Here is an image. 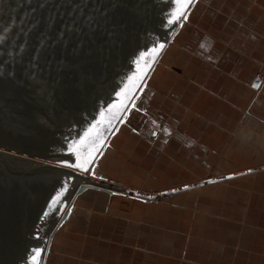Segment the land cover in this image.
I'll return each mask as SVG.
<instances>
[{
	"label": "water",
	"instance_id": "water-1",
	"mask_svg": "<svg viewBox=\"0 0 264 264\" xmlns=\"http://www.w3.org/2000/svg\"><path fill=\"white\" fill-rule=\"evenodd\" d=\"M174 11L176 0H0V264H33L34 249L45 264L88 189L148 201L226 178L151 194L98 172L187 21L169 26ZM88 154L91 174L67 166Z\"/></svg>",
	"mask_w": 264,
	"mask_h": 264
},
{
	"label": "crops",
	"instance_id": "crops-1",
	"mask_svg": "<svg viewBox=\"0 0 264 264\" xmlns=\"http://www.w3.org/2000/svg\"><path fill=\"white\" fill-rule=\"evenodd\" d=\"M210 6L211 29L207 30V20L202 16L200 28L209 36H217V24L223 22L225 26L227 4ZM256 38L259 55L264 56V36ZM238 40L233 45L237 50L241 44ZM210 42L209 52L203 46L194 49V56L200 59V66L193 71L197 76L194 84L206 87L207 83L198 79L203 80L209 74L211 89H205L206 96L202 98L209 107L202 112L200 123L202 127L207 123L208 127L201 128L199 138L202 141L208 137L212 142L204 145V149L210 146L211 150L220 151L224 147L228 172L218 178H226L172 194H187L191 199L160 209L143 208L149 200L103 192L109 197L108 210L93 213L87 207L77 220L74 206L54 235L45 264H264V81L260 80L258 88L253 87L259 77L256 76L259 56L242 51V57L225 60L230 68L211 63L207 67L206 62L212 58L207 59L205 54L210 57L217 48L214 41ZM255 103L260 114L256 116L249 110L247 114H239ZM227 138H232V143H221ZM251 152L258 153V163L249 162ZM238 161L242 162L240 166ZM201 189L208 191L201 198L186 193ZM90 190L95 189L85 192ZM114 196L141 206L128 207L134 202H127L125 208L115 206L112 211Z\"/></svg>",
	"mask_w": 264,
	"mask_h": 264
},
{
	"label": "rangeland",
	"instance_id": "rangeland-1",
	"mask_svg": "<svg viewBox=\"0 0 264 264\" xmlns=\"http://www.w3.org/2000/svg\"><path fill=\"white\" fill-rule=\"evenodd\" d=\"M211 3L227 4L225 26L223 28V22L217 24L215 32L217 36H209L207 31L200 28L199 19L202 16L207 20V30L211 29L209 17ZM213 11L218 12L215 9ZM256 36H264V0H200L175 39L161 55L147 87L126 123L111 139L104 157L99 162V174L112 183L151 194L226 175L228 162L225 160L224 147L220 151L211 150L210 146L204 149V145L212 142L208 137H203L202 141L199 138L201 128L204 130L208 127L207 123L203 127L200 123L202 112L208 111L205 109L209 107L208 101L202 98L206 96L205 89H211L209 74L203 80L198 79L207 83L206 87L194 84V78L197 77L193 74L194 67L200 66V59L194 56V49L203 46L204 51L209 52L212 44L210 41L216 43L214 56L212 54L209 57V53L205 54L207 59L212 58L206 62L207 67L211 63L230 68L228 61L225 60L229 58L233 60L237 55L242 57L244 55L242 51L258 55L256 76L263 82L264 56L259 55ZM237 38L238 43H241L239 50L233 46L237 43ZM217 52L220 54L218 58ZM204 65L202 64L203 67ZM257 105L251 104L239 114L242 115L249 110L251 114L257 116L260 114ZM239 124L240 121H237L235 125ZM232 141V138H227V141L221 143L230 144ZM197 149L200 151H196ZM239 161L238 166L242 164ZM249 162L258 163V153L251 152ZM206 192L207 189H201L186 193L197 194V198H201ZM108 199L106 193L95 190L80 195L76 200L74 212L77 220H80L84 208L87 207L93 213L107 211ZM190 199L187 194L172 195L149 200L142 207L160 209ZM127 202L134 203L127 205ZM111 205L112 211H115V206L119 208H125L126 205L132 208L141 206L135 201H128L119 196L112 198Z\"/></svg>",
	"mask_w": 264,
	"mask_h": 264
},
{
	"label": "snow or ice",
	"instance_id": "snow-or-ice-1",
	"mask_svg": "<svg viewBox=\"0 0 264 264\" xmlns=\"http://www.w3.org/2000/svg\"><path fill=\"white\" fill-rule=\"evenodd\" d=\"M194 0H176V4H177V11H174L173 13H170V19L168 20V24L169 26H171L172 24H177V26H181L180 25V21L182 19H187V10L188 8L193 4ZM181 6H182V10H181ZM164 45L160 44L158 46V49H163ZM158 49H153V52H158ZM128 99H132L131 97H128ZM134 106V105H133ZM128 110L127 105H124L121 107V111L124 112ZM93 143H95V141H93ZM71 151L73 153H76V149L72 148ZM85 152H87V148H85ZM95 157L92 154H88V156L83 159V160H79V162L77 163H72L69 164L67 166L72 167V168H77V169H81L84 172H89L91 174V169H90V165H92L94 163ZM71 178H69L68 181H66V185L68 183H70ZM67 190V188L65 187V191ZM58 202V201H57ZM42 249H34L32 252V256L31 259L33 261V264H39V260L38 257L41 256L42 253Z\"/></svg>",
	"mask_w": 264,
	"mask_h": 264
},
{
	"label": "bare ground",
	"instance_id": "bare-ground-1",
	"mask_svg": "<svg viewBox=\"0 0 264 264\" xmlns=\"http://www.w3.org/2000/svg\"><path fill=\"white\" fill-rule=\"evenodd\" d=\"M158 68V67H157ZM144 97V96H143Z\"/></svg>",
	"mask_w": 264,
	"mask_h": 264
}]
</instances>
